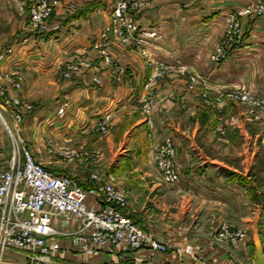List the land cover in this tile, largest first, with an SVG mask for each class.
Listing matches in <instances>:
<instances>
[{
	"label": "crops",
	"instance_id": "1",
	"mask_svg": "<svg viewBox=\"0 0 264 264\" xmlns=\"http://www.w3.org/2000/svg\"><path fill=\"white\" fill-rule=\"evenodd\" d=\"M18 1L0 0V47H13L1 66L24 74L18 94L33 104L20 125L27 147L45 168L72 176L85 189L95 188L91 174L107 177L125 193L133 220L168 245L164 254L131 251L124 264L259 262L264 121H253L248 105L229 93L236 89L264 99V14L240 17L242 40L227 48L225 59L214 63L210 53L224 34L225 14L261 0H147L129 15L140 29L159 36L136 46L110 34L109 62L92 44L109 22L114 0H60L50 18L60 29L49 34L32 30ZM69 64L78 72L66 78L62 69ZM191 74L198 84L190 90ZM203 86L209 88L205 98ZM146 95L153 99L151 122L141 110ZM65 101L68 107L58 114ZM107 112V132L91 130ZM81 134L89 140L68 145ZM166 137L177 149L180 177L174 185L159 179L153 163L154 149ZM48 139L58 153L75 152L69 163L47 151ZM89 203L97 204L93 198ZM227 223L246 230L239 249L215 238ZM188 246L190 253L184 252ZM111 258L89 259L101 264ZM22 263V254L5 252L4 264Z\"/></svg>",
	"mask_w": 264,
	"mask_h": 264
},
{
	"label": "built area",
	"instance_id": "2",
	"mask_svg": "<svg viewBox=\"0 0 264 264\" xmlns=\"http://www.w3.org/2000/svg\"><path fill=\"white\" fill-rule=\"evenodd\" d=\"M140 0H114L111 19L100 34V39L92 48L104 61H110L113 34L124 44L141 46L146 39H156L153 30H142L129 15ZM60 0H24L17 2L20 11H26L29 25L36 33H55L60 29L50 18ZM71 8L75 7L70 3ZM264 14V1L251 3L241 9L230 10L224 16L225 33L210 54L214 63L227 56V48L242 40L243 31L240 17H256ZM141 54L148 56L147 49L140 48ZM13 52L12 45L0 47V120L11 138L10 151L0 144V264H4V254L11 250L23 255L22 264H62L63 252L71 257L93 258L100 254L113 255L107 264H124L126 254L145 249L149 255L168 252V245L153 231L135 222L128 213V199L125 193L102 174L90 175L95 188L85 189L72 176L56 173L36 160L21 134L20 125L26 113L32 111L33 104L20 97L18 91L24 82V74L19 69H4L2 61ZM151 66V63L149 62ZM162 67H158V71ZM66 78L78 72L75 64L62 69ZM95 83H100L94 77ZM198 83L195 75L189 76L188 87ZM149 83L145 84L148 87ZM208 87V86H205ZM229 95L255 108L253 118L263 121L264 99H258L246 91L232 90ZM64 102L57 110L62 114L68 107ZM153 99L146 95L142 99L141 110L146 121L151 122L150 111ZM112 113L102 115L91 130L106 133ZM47 151L55 150L51 139L46 141ZM75 152L63 149L60 156L71 159ZM177 149L171 138L166 137L154 149L153 163L159 179L169 185L179 181ZM97 203L91 205L89 199ZM245 233L240 228L222 224L216 233V240L228 241L232 248L239 249ZM190 246L184 252L190 253ZM257 264V262L240 263ZM264 264V263H263Z\"/></svg>",
	"mask_w": 264,
	"mask_h": 264
},
{
	"label": "rangeland",
	"instance_id": "3",
	"mask_svg": "<svg viewBox=\"0 0 264 264\" xmlns=\"http://www.w3.org/2000/svg\"><path fill=\"white\" fill-rule=\"evenodd\" d=\"M261 1H264V0H261ZM139 2V6H133V7H131V10H134V9H137L138 7H140L141 6V4L142 3H144L143 5H146V3H147V0H140V1H138ZM259 2V1H258ZM113 6H114V1H113ZM113 10V9H112ZM110 17H111V14H110ZM131 18L136 22V19L133 17V16H131ZM111 19V18H110ZM110 19H109V22H110ZM137 23V22H136ZM224 33H225V26H224ZM101 34V33H100ZM159 36V35H158ZM224 36V34L222 35V37ZM115 37V36H114ZM222 37H221V39H222ZM100 39V36H99V38L97 39V40H99ZM220 39V40H221ZM219 40V41H220ZM219 43V42H218ZM217 43V44H218ZM216 44V45H217ZM215 45V46H216ZM215 46H214V48H215ZM214 48L212 49V51L214 50ZM212 51H211V53H212ZM210 53V54H211ZM14 69H18V68H14ZM19 70H21V69H19ZM22 71V70H21ZM160 72H162V69H160L159 70ZM191 75H193V74H191ZM190 76V75H189ZM189 76H188V85H189ZM198 84V83H197ZM196 84V85H197ZM188 85H187V88L188 89H190L189 87H188ZM194 87H195V85H194ZM193 87V88H194ZM192 88V89H193ZM191 90V89H190ZM208 91H209V88L208 87H205V86H203V93H202V97L203 98H205V97H207V93H208ZM205 96V97H204ZM233 100H235V101H237V102H239V103H242V104H246V105H248V114H249V116H250V118L253 120V121H255V122H259V121H257V120H255L253 117V111H251V110H255V109H257V108H255L251 103H249V102H243V101H240V100H238V99H236V98H234V97H231ZM262 116H263V121H264V113L262 114ZM101 134H104V133H101ZM82 137L85 139V140H89V134H81V135H79V136H74L73 137V140H71V142H69V144L68 145H70V146H72V145H74V143H75V145H77V143L78 142H80L81 141V139H82ZM0 144L1 145H3V147L5 148V151H7V152H9L10 151V148H11V138H10V136L8 135V132H7V130H6V128L4 127V125L2 124V121L0 120ZM57 149V148H56ZM71 151H72V149H71ZM50 154H56L57 156L59 155V158L62 160V161H64L65 163H69L70 161H71V159H64V158H62L61 156H60V153H58L57 151H52V152H50ZM262 178H264V177H260V183H263V181H262ZM264 188V187H263ZM227 226H229V227H231L232 229L233 228H236L235 226H233L232 224H229V223H227L226 224ZM220 226H222V224L220 225ZM219 226V227H220ZM259 229H261V228H259ZM243 230V232L245 233V237H244V241H243V243L244 242H246V239H247V234H246V230L245 229H242ZM217 231V230H216ZM242 243V244H243ZM258 255H259V262H260V264H263L264 263V234L262 233V232H260V243H259V249H258ZM64 256L66 257H64L63 259H59L60 260V262L62 263V264H92L93 262H91L90 261V259H84L85 257H81V256H77V257H71V258H68L65 254H64ZM70 256H72V255H70ZM251 260L253 261V262H256V260L255 259H250V258H248V259H246L243 263H249V262H251ZM262 262V263H261ZM101 264H107V262H104V263H101Z\"/></svg>",
	"mask_w": 264,
	"mask_h": 264
},
{
	"label": "water",
	"instance_id": "4",
	"mask_svg": "<svg viewBox=\"0 0 264 264\" xmlns=\"http://www.w3.org/2000/svg\"><path fill=\"white\" fill-rule=\"evenodd\" d=\"M262 263V262H261ZM257 264H260V262H257Z\"/></svg>",
	"mask_w": 264,
	"mask_h": 264
}]
</instances>
